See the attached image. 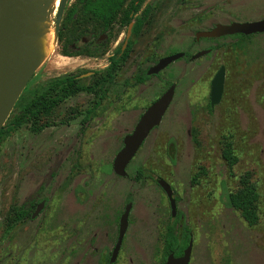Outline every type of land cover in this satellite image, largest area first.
<instances>
[{"label": "rangeland", "instance_id": "374dc122", "mask_svg": "<svg viewBox=\"0 0 264 264\" xmlns=\"http://www.w3.org/2000/svg\"><path fill=\"white\" fill-rule=\"evenodd\" d=\"M75 3L67 0L64 11ZM146 3L153 6L149 20L132 37L131 52L100 101L88 92L67 97L48 118L51 126L34 133L24 124L0 143V264H108L104 256L116 239L114 221L128 193L132 207L119 264H161L164 229L178 212L191 231L189 264H264V32L243 40L235 35L194 39L196 31L215 23L263 18L264 0ZM54 17L52 10L47 23L51 30ZM125 35V28L115 25L107 52L95 57L61 55L63 42L54 36V52L40 61L5 124L54 78L77 74L83 75L80 84H91ZM178 52L186 55L146 82H134L141 70ZM220 66L225 67L222 96L208 107L210 81ZM94 70L96 75H85ZM170 84L175 85L174 96L160 124L129 162L127 176L115 175L112 162L124 136ZM87 109L92 112L84 118ZM224 142L236 159L232 167L221 156ZM138 168L143 177L133 181ZM244 172L259 195L253 225L220 199L223 184L234 191ZM159 178L174 192V218L156 184ZM75 187L85 189L87 202L69 223L65 199ZM42 197L46 206L35 221L7 226L11 206L27 209ZM93 198L100 207L92 209ZM77 214L86 216L87 223L77 226Z\"/></svg>", "mask_w": 264, "mask_h": 264}, {"label": "trees", "instance_id": "16d2710c", "mask_svg": "<svg viewBox=\"0 0 264 264\" xmlns=\"http://www.w3.org/2000/svg\"><path fill=\"white\" fill-rule=\"evenodd\" d=\"M146 0H76V3L68 10L64 11L60 28L57 33L58 42H63V48L60 54L66 57H74L86 55L95 57L105 53L109 43L110 35L115 24L121 27H128L133 22L131 35L136 36L140 32L142 26L148 20V17L153 9L149 3L144 6V10L139 14L140 8ZM92 34L97 37L99 34L107 35L105 42H96L93 48L88 44H82L78 50H74L73 46L81 40L84 34ZM252 35L236 34L240 40L249 38ZM132 42L129 41L126 48L122 50L119 46L116 54L109 58V65L97 73L99 76L92 80L89 85L79 83V78L73 75L57 77L47 83V88L32 98L24 107H18L13 115V119L5 124L0 130V143L9 137L13 132L24 124H30V130L39 132L49 126L51 123L48 118L52 115L55 108L67 97L74 96L80 91L93 93L94 98L99 96V90L106 82L112 83L113 72L118 70L127 60ZM219 45L212 46L211 50L217 49ZM186 54V52H185ZM148 68V67H147ZM147 68L141 70L134 79L136 84L146 82L151 75L146 74ZM98 102L92 107V110L97 106ZM16 104L14 105V107ZM208 107L210 105L208 104ZM92 110L87 109L85 117L90 116ZM193 141L198 144L197 133L192 130ZM221 156L229 167H232L236 159L232 154L231 146L228 142H224L221 147ZM172 162L174 158L170 156ZM203 170V168L201 169ZM199 171L196 173L198 176ZM194 176V177H195ZM143 177L142 168L136 170L133 176L134 180H139ZM258 193L255 186L251 182L248 172L242 173L238 178V185L234 191H228L222 186L220 199L226 207L233 208L240 213L241 218L248 224L253 225L258 221ZM130 200L128 197L127 201ZM24 214H19L14 206L10 207V211L6 218L7 226L12 227L15 222ZM181 213H177L172 222L165 227L163 234L164 256L173 252L176 256L181 255L183 249L187 246L191 238L189 226L182 220ZM180 226V227H179Z\"/></svg>", "mask_w": 264, "mask_h": 264}, {"label": "water", "instance_id": "95a60500", "mask_svg": "<svg viewBox=\"0 0 264 264\" xmlns=\"http://www.w3.org/2000/svg\"><path fill=\"white\" fill-rule=\"evenodd\" d=\"M67 0H60L54 17V31L57 33L64 14ZM48 2L39 0H0V130L9 117L22 90L40 64V55L33 41L36 35L33 23L46 12ZM132 23L127 30L130 34ZM264 32V17L253 21H232L227 24L216 23L211 29L195 32V40L200 38H219L242 34L245 36ZM209 52V49L200 50L190 57L198 59ZM184 55L178 52L173 55L161 57L146 71L147 75H155L172 62ZM225 67L220 66L210 81L209 105L219 103L224 86ZM175 91L171 84L154 102L141 114L134 129L123 138V145L116 153L112 162V171L115 175L126 177V167L146 140L149 133L157 127L165 112L169 108ZM157 184L169 198L171 215H175V200L172 197L170 185L163 179H158ZM38 205L33 217L41 209ZM132 207L129 202L119 220V237L112 253L115 256L127 225L128 212ZM192 249L190 239L182 255L174 256L169 253L163 264H189Z\"/></svg>", "mask_w": 264, "mask_h": 264}, {"label": "flooded vegetation", "instance_id": "af4514ba", "mask_svg": "<svg viewBox=\"0 0 264 264\" xmlns=\"http://www.w3.org/2000/svg\"><path fill=\"white\" fill-rule=\"evenodd\" d=\"M147 2V0L144 2V4L142 5V7L140 8V11L138 12V13H136V14H139L140 12H142L143 10H144V6L145 5H147V4H149V3H146ZM150 16V15H149ZM148 20H149V17H148ZM147 20V21H148ZM146 21V22H147ZM132 24H133V22H131ZM130 23V24H131ZM129 24V25H130ZM145 24V23H144ZM216 24V23H215ZM214 24V25H215ZM223 24V23H222ZM115 25H118V24H115ZM114 25V26H115ZM129 25H128V27H129ZM213 25V26H214ZM144 26V25H143ZM142 26V27H143ZM212 26V27H213ZM128 27H124L125 28V30H126V35H125V39H124V41H123V43H122V45H121V47H122V50H124L125 48H126V46H127V44H128V42L129 41H131L132 42V44H131V48H132V45H133V39H132V37H134V36H132L131 35V30H130V34H129V36H127V30H128ZM212 27H210L209 29H211ZM114 28V27H113ZM131 28H132V26H131ZM142 29V28H141ZM208 30V29H207ZM113 31V30H112ZM141 31V30H140ZM140 33V32H139ZM138 33V34H139ZM111 34H112V32H111ZM231 36H233V35H231ZM222 37H225V36H222ZM110 38H111V35H110ZM219 38H221V37H219ZM92 39H93V42H92V44H90V42L92 41ZM106 39H107V35H103V34H99L97 37H94L92 34H84L82 37H81V40L77 43V46H74V45H72L73 46V48H74V50H78L79 48H80V46L82 45V44H88L89 45V47L90 48H93L94 46H95V44H96V42L98 43V42H105L106 41ZM194 39H195V35H194ZM201 39H204V38H201ZM210 39H215V38H210ZM110 40L111 39H109L108 41L110 42ZM195 41H198V40H195ZM108 47H109V43H108V45H107V48H106V50H105V53L107 52V50H108ZM119 48V47H118ZM117 48V49H118ZM117 49L111 54V55H109L108 56V64H107V66L109 65V58L110 57H112L113 55H115L116 53V51H117ZM206 49H209V52L211 51V48H206ZM204 50V49H203ZM131 52V49H130V51H129V53ZM208 52V53H209ZM105 53H103V54H105ZM184 53V55L182 56V57H184L186 54H185V52H183ZM207 53V54H208ZM102 54V55H103ZM129 55V54H128ZM79 56H81V55H79ZM83 56H86V55H83ZM181 57V58H182ZM157 62V61H156ZM155 62V63H156ZM154 63V64H155ZM106 66V67H107ZM106 67H104L103 69H105ZM150 67V66H149ZM148 67V68H149ZM148 68H147V70H148ZM103 69H101V70H103ZM165 69V68H164ZM146 70V71H147ZM115 71H117V70H115ZM115 71L113 72V79H112V83H113V80H114V77H115ZM96 72V70H94V71H89V72H87L85 75L87 76V77H90V76H92L94 73ZM73 76H75V77H78L79 79L80 78H83L82 76L83 75H77V74H72ZM156 75V74H155ZM67 76V75H66ZM152 76V75H151ZM108 82H106L105 83V85L104 86H102L101 88H100V90H99V101H100V99L102 98V95H103V92L108 88ZM171 85V84H170ZM169 85V86H170ZM168 86V87H169ZM80 92H85V91H80ZM79 93V92H78ZM156 100V99H155ZM154 100V101H155ZM153 101V102H154ZM99 103V102H98ZM149 106V105H148ZM147 106V107H148ZM146 107V108H147ZM211 107V106H210ZM141 116V115H140ZM140 118V117H139ZM5 125V124H4ZM3 125V126H4ZM42 131V130H41ZM33 132V131H32ZM40 132V131H39ZM34 133H38V132H34ZM128 166V165H127ZM131 179L134 181V178L133 177H131ZM159 179H161V178H159ZM157 180L158 179H156V184H157ZM164 180V179H163ZM158 185V184H157ZM159 186V185H158ZM160 187V186H159ZM171 187V186H170ZM172 189V188H171ZM69 192H70V190H69ZM164 192V191H163ZM173 190H172V197H173ZM166 195V194H165ZM128 197H129V193L126 195V200L128 199ZM167 197V196H166ZM85 198H86V193H85V189L83 188V187H78V188H74L73 189V191L71 192V193H68L67 195H66V199H65V218H67V220H68V222L70 223L71 222V217H72V215L73 214H76V213H78L79 211H80V208L81 207H83L85 204H86V202H85ZM96 198V197H95ZM95 198H93V200H92V204H91V207H94V208H92V209H96L97 207H100V204L99 203H97V201H96V199ZM79 199V202H77V203H73V202H75L76 200H78ZM173 199L175 200V205H176V199L173 197ZM167 200H168V204H169V208H170V202H169V198L167 197ZM129 202H131V199L129 200V201H127V203H129ZM97 203V204H96ZM126 203V204H127ZM132 203V202H131ZM40 204H42V206H41V209L38 211V213L33 217L32 215L35 213V210H36V208L38 207V205H40ZM125 204V205H126ZM45 206H46V199L44 198V197H42L39 201H37V202H35V203H33V204H31L27 209H23L22 207H15L16 208V210H17V212L19 213V214H24L25 216L24 217H22L21 219H19V220H17L16 222H15V224H20V223H22V222H25V221H30V222H32V221H35L37 218H38V216L44 211V209H45ZM125 207V206H124ZM131 210V209H130ZM170 210H171V208H170ZM123 211H124V209H123ZM123 211H122V213H123ZM175 212H176V209H175ZM122 213L119 215V217H117L116 219H115V221H114V228H115V233H116V239H115V241H114V243L111 245V247H110V249L109 250H107L106 251V249H105V251L107 252L106 254H105V256H104V260L108 263V264H119V259H120V256H121V252H122V249H123V246H124V240H125V237H126V232H127V227H128V225H129V221H130V219H129V213H130V211L128 212V216H127V225H126V228H125V231H124V234H123V236H122V239H121V242H120V245H119V248H118V250H117V252H116V254H115V256L112 258V253H113V250H114V248H115V246H116V243H117V241H118V237H119V220H120V216L122 215ZM170 215H171V213H170ZM77 216H78V218H79V220L78 221H75L76 223H77V226H79L80 224H86L87 223V221H88V219L86 218V216H83V217H81L80 215H78L77 214ZM172 216V215H171ZM173 217V216H172ZM174 218V217H173ZM93 219H97L96 217H93ZM180 227V226H179ZM76 228V227H75ZM71 229H70V227H69V229H68V231H70ZM72 231V230H71ZM164 231H165V229H164ZM92 232V231H91ZM70 233V232H69ZM109 234L110 233H112V231L110 230L109 232H108ZM71 235V233L69 234V236ZM94 239H95V241L97 240L98 241V235L95 233L94 234ZM162 239H163V237H162ZM190 240V239H189ZM189 242V241H188ZM188 244V243H187ZM185 249V248H184ZM183 249V250H184ZM163 251H164V242H163ZM171 253H173V252H171ZM183 253V252H182ZM182 253H181V255H182ZM174 254V253H173ZM163 256H164V253H163ZM174 256H176L175 254H174ZM177 256H180V255H177ZM97 257H100V255L98 254L97 255ZM167 257V256H166ZM162 260H163V258H162ZM165 260H166V258H165ZM165 260H164V262H165ZM163 262V263H164ZM97 263H98V261H97ZM162 263V261H161V264H163Z\"/></svg>", "mask_w": 264, "mask_h": 264}, {"label": "bare ground", "instance_id": "6f19581e", "mask_svg": "<svg viewBox=\"0 0 264 264\" xmlns=\"http://www.w3.org/2000/svg\"><path fill=\"white\" fill-rule=\"evenodd\" d=\"M41 3L48 2V6L46 8V12L43 16H39V18L33 23L36 30V35L33 38L35 46L40 55V60H46L55 50L54 36L56 41V34L54 31V25L52 24L53 29L48 26L49 16L52 14V10H55L58 6L60 0H39ZM53 9L47 14V10ZM56 7V8H55ZM55 8V9H54ZM54 33V34H53Z\"/></svg>", "mask_w": 264, "mask_h": 264}]
</instances>
